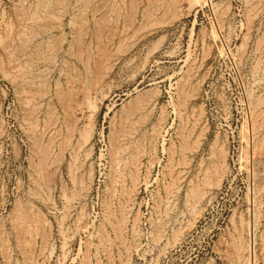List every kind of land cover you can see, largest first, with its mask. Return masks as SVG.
Instances as JSON below:
<instances>
[{
	"label": "rangeland",
	"instance_id": "1",
	"mask_svg": "<svg viewBox=\"0 0 264 264\" xmlns=\"http://www.w3.org/2000/svg\"><path fill=\"white\" fill-rule=\"evenodd\" d=\"M0 264H264V0H0Z\"/></svg>",
	"mask_w": 264,
	"mask_h": 264
},
{
	"label": "bare ground",
	"instance_id": "2",
	"mask_svg": "<svg viewBox=\"0 0 264 264\" xmlns=\"http://www.w3.org/2000/svg\"><path fill=\"white\" fill-rule=\"evenodd\" d=\"M149 3V2H148ZM106 5V4H105ZM263 7V6H262ZM97 8V7H96ZM94 13V12H93ZM96 13H98V12H96ZM36 14V13H35ZM24 17V16H23ZM92 18V17H91ZM18 36V35H17Z\"/></svg>",
	"mask_w": 264,
	"mask_h": 264
}]
</instances>
